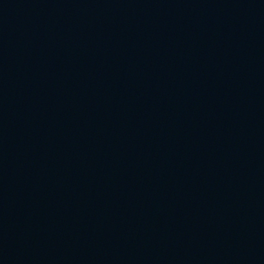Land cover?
<instances>
[{
	"label": "water",
	"instance_id": "obj_1",
	"mask_svg": "<svg viewBox=\"0 0 264 264\" xmlns=\"http://www.w3.org/2000/svg\"><path fill=\"white\" fill-rule=\"evenodd\" d=\"M0 264H264V0H0Z\"/></svg>",
	"mask_w": 264,
	"mask_h": 264
}]
</instances>
